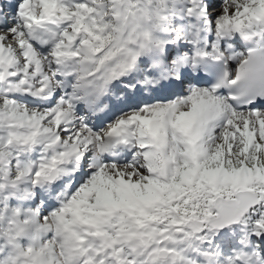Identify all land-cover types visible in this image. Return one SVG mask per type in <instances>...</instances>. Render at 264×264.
Returning a JSON list of instances; mask_svg holds the SVG:
<instances>
[{
	"label": "snow or ice",
	"instance_id": "obj_1",
	"mask_svg": "<svg viewBox=\"0 0 264 264\" xmlns=\"http://www.w3.org/2000/svg\"><path fill=\"white\" fill-rule=\"evenodd\" d=\"M0 264H264V0H0Z\"/></svg>",
	"mask_w": 264,
	"mask_h": 264
}]
</instances>
